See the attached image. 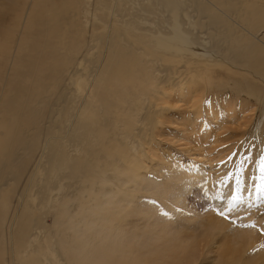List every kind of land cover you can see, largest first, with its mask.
<instances>
[{"label":"bare ground","instance_id":"6f19581e","mask_svg":"<svg viewBox=\"0 0 264 264\" xmlns=\"http://www.w3.org/2000/svg\"><path fill=\"white\" fill-rule=\"evenodd\" d=\"M250 107L259 124L264 0H0V264H169L175 244L134 223L163 128L189 139L201 109L246 125ZM205 155L167 181L206 175ZM218 220L203 224L205 246L228 235L264 256L251 230Z\"/></svg>","mask_w":264,"mask_h":264},{"label":"rangeland","instance_id":"374dc122","mask_svg":"<svg viewBox=\"0 0 264 264\" xmlns=\"http://www.w3.org/2000/svg\"><path fill=\"white\" fill-rule=\"evenodd\" d=\"M218 96L223 97L224 94ZM231 97L235 98L232 94ZM227 99L224 98V100ZM248 110L252 112H248L246 115L248 116L247 119H249L246 125H239V118L237 116L230 119L224 116L223 113H221V116H217L216 123L212 125L213 123L207 119L208 117L203 108L198 115L199 119L201 118L202 120L200 119L199 121L198 117H196V123L194 120L191 121V124H194L191 128L194 129L193 133L188 131L192 134V138L189 139V133H184L182 129L174 130L166 127V130L163 128L164 130L160 134L162 142L157 147L163 151L162 159L164 161L162 163L169 159L165 163L167 165L169 163L172 169L168 171L164 163L161 165V162H156L155 164L158 165L153 164L151 166H155L154 169L156 170L154 172L150 170L152 172L149 171V173L145 174V180L152 187L150 192L141 193V196L134 202L140 214L134 223L135 227L139 229L146 227L148 231H153L150 238L166 236L177 245L176 247L172 244L174 245L172 250H175V254H178L176 258H169V264H252L260 259H264L258 257L257 255L259 254L255 253V250L250 251V248L233 244V237L230 236L229 238L227 237L228 235H223L222 237L227 238H224L225 240L223 239L221 242L218 241L220 240L218 237L217 242L220 246L218 245L219 247L216 248L214 244L212 249H210V247L205 246L208 239L202 234V226L207 222L206 220L219 219L220 221H218L223 226L229 227L230 231L250 232L251 230L252 233L258 236V242L264 245V240L262 239L264 238V116L261 117L262 119L259 124H256L258 123L256 113L259 110L256 107H252V110L250 107ZM187 112L190 114V109ZM241 112L242 110H239L235 115L238 114L241 118ZM175 113L177 112L172 111L170 115L173 116V121H179L177 117H180V115ZM204 123H208L212 127L207 137L201 134L204 130ZM212 129L218 132V137H222L221 142L217 143L213 141L216 139L212 135ZM185 146L188 149H185ZM194 146L197 147L195 148ZM207 150L211 159L208 156V160L210 159L209 163L206 161L202 166L207 176L202 174L197 179L192 178L193 180L191 179V181L189 177H186L185 180H182L181 186L167 181L170 179V173H180V168L185 167V164L188 168L194 164V166H197L199 161L198 158L194 157L205 155V153V156L209 155ZM44 157H47V154ZM156 167L159 168L157 169ZM161 169L162 171H160ZM154 173L157 175L154 176ZM168 192L169 194H167ZM173 199H175L174 205L172 203ZM176 202L181 203L176 204ZM169 205L171 208H168ZM178 205L181 207H177ZM180 210H183V212ZM176 212L182 213V216H179L180 219L182 218L181 220H179V214ZM151 219L154 220V223L152 222L149 225L153 227H149L147 224L153 221ZM131 220L133 219L131 218ZM159 220L162 230L169 229L166 234H161L159 225L156 226ZM144 221H146L148 227L145 226ZM161 222L165 226L161 225ZM222 222H225L227 225ZM186 224H195V227L192 228ZM162 226H164V229ZM148 238V236H144L142 239L147 240ZM176 238L181 239L177 242ZM166 241L169 240L162 239L160 242L165 243ZM180 245L185 247V249L195 246L197 254H199L198 249L201 247L200 249L204 254L200 251V254H203L202 258H199V255L197 257V254H195L196 257L193 255L192 258H188L190 261L187 262L186 259L181 258L183 256H181L180 250L182 246ZM202 259L206 261L203 262Z\"/></svg>","mask_w":264,"mask_h":264}]
</instances>
